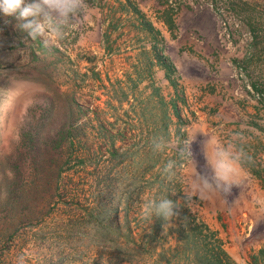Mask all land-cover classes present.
Wrapping results in <instances>:
<instances>
[{
    "label": "rangeland",
    "instance_id": "obj_1",
    "mask_svg": "<svg viewBox=\"0 0 264 264\" xmlns=\"http://www.w3.org/2000/svg\"><path fill=\"white\" fill-rule=\"evenodd\" d=\"M86 5L50 51L0 12V71L21 86L0 117V237L15 205L21 234L2 242L3 264H197L178 232L188 218L146 219L143 205L215 183L220 151L250 157L234 162L239 186L192 210L248 264L264 246V0Z\"/></svg>",
    "mask_w": 264,
    "mask_h": 264
},
{
    "label": "clouds",
    "instance_id": "obj_2",
    "mask_svg": "<svg viewBox=\"0 0 264 264\" xmlns=\"http://www.w3.org/2000/svg\"><path fill=\"white\" fill-rule=\"evenodd\" d=\"M86 7V0H0V12L14 17L18 22L17 27L27 32L33 40L40 38L44 48L49 51L55 42L64 39L67 30L74 27L76 21L84 16ZM0 78L7 80V86L0 87V117H2L14 106L21 95V86L6 71H0ZM152 143L154 149L163 150L157 138H154ZM180 155L187 157L189 153L187 149H184ZM217 157L213 168L215 183L204 177H194L189 182L188 190L184 192L186 200H191L194 196L204 199L209 193L216 191L227 197L234 186H239V182L235 179L234 162L245 158L250 159V157H246L243 151L238 157H233L227 151H220L217 152ZM175 166L172 161H169L166 171H171ZM176 206L167 197L151 199L143 205V216L146 219L157 216L169 221L178 214L174 212Z\"/></svg>",
    "mask_w": 264,
    "mask_h": 264
},
{
    "label": "trees",
    "instance_id": "obj_3",
    "mask_svg": "<svg viewBox=\"0 0 264 264\" xmlns=\"http://www.w3.org/2000/svg\"><path fill=\"white\" fill-rule=\"evenodd\" d=\"M127 1L131 2V0H127ZM136 11L142 14L140 10H136ZM142 18L146 21V17L143 14H142ZM166 23L169 25V27H172L174 25V20L172 19L166 20ZM148 25L151 29H154V26L151 24V22H148ZM164 68L166 69V75L170 79V82L175 85L174 81L171 80L170 78V72H169L170 66H167L166 64H164ZM173 107H174V111L176 115L178 116V118L182 119V116L180 114V107L178 106V103H174ZM175 165L176 166L170 172L180 177V174H178V170H176L180 166H178V164H175ZM254 173H257V172L254 171ZM168 188L170 192L174 191L175 195L177 194L181 196L179 198H182V203L181 201H178L180 204H178V202H175L177 205L176 210L178 214L182 212L183 214L182 220H184V217L185 218L187 217L188 221L186 222L187 224L186 226H182L178 228L179 229L178 232L181 231V233L183 234L190 233V236L193 237L192 240L195 243V247H194L195 251H194V248H192L191 254H193V256L196 258V263L197 264H236L235 260L232 258V256L227 251L226 246H225V241L221 237L219 231L213 229L209 224H207L204 220H202L197 213H195L192 210L193 202L191 203V200H186V196H185L184 191L182 190L181 185L179 186L178 190H172L171 187H168ZM100 189H103V188L100 187ZM171 196H172L171 193L167 195V197H171ZM12 204L13 202H11V205ZM12 207H13V211L15 212L12 213L11 215V226L7 228L6 230L7 232H5L4 234V235H7V237L6 236L0 237V264L4 263V260L7 259V256L8 254H10V251H11L10 248L8 249L2 248L1 246L2 242H5L4 240L6 241H9L10 239L13 240L16 237L21 236V234H19L17 232L18 230L15 228L17 225V219L19 216V213H18L19 207L18 205H15ZM113 211L118 212V208H113ZM10 228H13V229H10ZM14 229H15V232L10 233V230H14ZM198 245H200L202 248L197 249ZM175 246H177V244ZM201 251L203 255L200 254ZM193 256L192 255L190 256L191 261L193 259ZM247 263L248 264H264V246L261 247L258 251L252 253L249 256V260Z\"/></svg>",
    "mask_w": 264,
    "mask_h": 264
}]
</instances>
